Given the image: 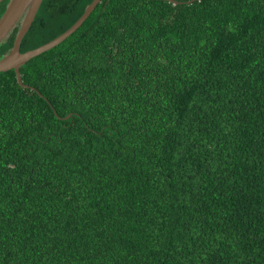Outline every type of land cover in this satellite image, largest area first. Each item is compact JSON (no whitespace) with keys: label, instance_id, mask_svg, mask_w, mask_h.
<instances>
[{"label":"trees","instance_id":"16d2710c","mask_svg":"<svg viewBox=\"0 0 264 264\" xmlns=\"http://www.w3.org/2000/svg\"><path fill=\"white\" fill-rule=\"evenodd\" d=\"M92 1L43 0L20 52ZM174 1L0 73V264H264V0Z\"/></svg>","mask_w":264,"mask_h":264},{"label":"water","instance_id":"95a60500","mask_svg":"<svg viewBox=\"0 0 264 264\" xmlns=\"http://www.w3.org/2000/svg\"><path fill=\"white\" fill-rule=\"evenodd\" d=\"M7 1L5 10L0 16V44L8 40L11 34L16 30L13 45L10 50L0 58V73H5L13 70L15 72L16 81L22 88H29L24 85L21 80L20 68L25 65L31 59L57 47L69 36H71L82 24L88 19V17L95 10L96 6L101 0H93L84 9L81 17L63 34L56 37L54 40L38 47L33 50H29L25 53H20V46L23 38L29 31L38 10L43 0H0V3ZM173 5L183 4L174 0H162ZM199 0H190L186 2L191 4Z\"/></svg>","mask_w":264,"mask_h":264},{"label":"rangeland","instance_id":"374dc122","mask_svg":"<svg viewBox=\"0 0 264 264\" xmlns=\"http://www.w3.org/2000/svg\"><path fill=\"white\" fill-rule=\"evenodd\" d=\"M27 52V51H26ZM21 53V52H20ZM25 53V52H24ZM29 62V61H28ZM12 71V70H11ZM19 72H20V70H19ZM22 80V79H21Z\"/></svg>","mask_w":264,"mask_h":264},{"label":"flooded vegetation","instance_id":"af4514ba","mask_svg":"<svg viewBox=\"0 0 264 264\" xmlns=\"http://www.w3.org/2000/svg\"><path fill=\"white\" fill-rule=\"evenodd\" d=\"M16 30H17V29H16ZM16 30H15V31H16Z\"/></svg>","mask_w":264,"mask_h":264}]
</instances>
